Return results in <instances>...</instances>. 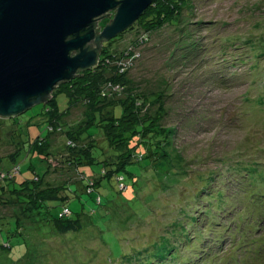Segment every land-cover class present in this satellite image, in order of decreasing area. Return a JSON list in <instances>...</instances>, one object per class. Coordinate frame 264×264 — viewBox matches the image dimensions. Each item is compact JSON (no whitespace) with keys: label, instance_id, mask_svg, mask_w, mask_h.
<instances>
[{"label":"rangeland","instance_id":"rangeland-1","mask_svg":"<svg viewBox=\"0 0 264 264\" xmlns=\"http://www.w3.org/2000/svg\"><path fill=\"white\" fill-rule=\"evenodd\" d=\"M115 13L101 17L98 28ZM144 32L148 39L122 61L128 85L113 90L109 101L130 93L158 97L147 105L154 116L160 106L165 111L155 125L166 138L160 157L121 170L125 189L117 175L101 177L109 146L99 137L94 161L80 169L82 185V172L58 163L47 178L82 187L68 190L82 230L38 228L27 209L32 206L0 203V221L23 220V234L8 233L15 223L2 227L0 264H264V0H184L173 21L153 31L136 26L108 45L118 49V59ZM57 100L61 111L68 109L63 92ZM44 109L37 104L17 116L19 139L50 135ZM89 111L72 107L64 124L76 128ZM10 128L0 127V166L18 147ZM50 140L57 156L67 153L64 133ZM18 161V181L34 177L32 166L40 174L47 169L38 152L23 151ZM93 179L100 182L87 192ZM61 206L52 214L58 216Z\"/></svg>","mask_w":264,"mask_h":264},{"label":"trees","instance_id":"trees-1","mask_svg":"<svg viewBox=\"0 0 264 264\" xmlns=\"http://www.w3.org/2000/svg\"><path fill=\"white\" fill-rule=\"evenodd\" d=\"M183 4L184 0H154L134 25L121 33L120 36L136 26L145 29V31H153L162 27L181 14ZM119 39L120 37H117L107 41V44L106 41L103 43L97 66L79 72L71 82H62L58 85L53 92L52 100L45 103V109L41 114L48 122L47 129L50 133L48 137L38 136L32 140L28 135L29 139L21 140L13 129L19 123L18 118H0V127L3 125L11 127L8 131H13L18 137L16 152L11 154L8 159H3V166H0V203H8L15 207L32 206V208H26L32 213L31 216L34 223L38 224V228L44 224L50 226L52 232L67 234L70 231L79 232L83 227L81 215L78 214L75 217L68 204L70 199L68 190H72L73 185H78V189L82 187H79L76 182L53 183L47 178L52 170L57 169L58 163H63V167L67 169L75 167L76 170L82 172L80 169L83 164H91L94 161L92 150L98 144L99 138L103 139L107 142L109 151L102 159L104 167L101 177L117 175L120 188L125 189L127 187L125 176L120 171L125 169L128 164L135 161L140 162L147 157L156 163L160 157L159 151L165 148L166 138L155 126L165 111L160 106L157 111L158 115L154 116L148 108V103L155 104L158 97H151L152 101H150V97L143 98L130 93L128 98L121 102L109 101L113 86L123 89L126 84L128 85L124 74L127 66L122 61L127 57L134 56L133 49H137L141 45L138 38L134 39L132 44L121 48L117 59L118 49H113L108 44ZM112 64L113 66L108 72L107 68ZM60 92L68 97L69 107L65 111H61L58 105L57 95ZM78 104H83L90 109L87 118L80 122L76 128H67L63 120L69 115L71 108ZM7 119L11 120L8 122ZM92 128L95 129V133H90ZM60 132L66 135L67 153L57 156V149L52 148L50 137L51 134ZM83 136L87 137L83 138ZM139 148H143V151L139 152ZM23 151H26V155L38 152L41 163L47 166L46 171L43 174L37 173L36 168L32 166V170L35 172L34 177L31 180L18 181L17 177L22 172L21 162L18 161V158ZM106 165H110V168H107ZM82 174L83 179L80 180V185L85 180L84 173L82 172ZM99 182V179H93L85 184L86 191L91 192ZM72 191L76 192L77 189ZM4 197L8 199H4ZM96 201L102 202L100 195ZM59 205H62L61 209L58 216H55L52 214V208ZM65 208L70 210V214L64 212ZM22 221L20 216L0 221V233L3 232L1 230L6 226V223H15V229L9 228L8 233L23 234ZM1 247L4 248L5 245H1Z\"/></svg>","mask_w":264,"mask_h":264},{"label":"water","instance_id":"water-1","mask_svg":"<svg viewBox=\"0 0 264 264\" xmlns=\"http://www.w3.org/2000/svg\"><path fill=\"white\" fill-rule=\"evenodd\" d=\"M154 0H0V118L49 103L62 82L98 65L105 41ZM116 11L103 29L98 20Z\"/></svg>","mask_w":264,"mask_h":264},{"label":"built area","instance_id":"built-area-1","mask_svg":"<svg viewBox=\"0 0 264 264\" xmlns=\"http://www.w3.org/2000/svg\"><path fill=\"white\" fill-rule=\"evenodd\" d=\"M147 35H148V34L144 33L141 37H139V40L141 41V43H144V41L148 39V36H147ZM136 50H137V49H133V51H136ZM133 57H134V56H132V57H130V58L132 59ZM125 66H127V64H125ZM112 88H113V90H115V89L118 90V89H119L118 86H113ZM64 212H65L66 214H70V210H69L68 208H65Z\"/></svg>","mask_w":264,"mask_h":264}]
</instances>
